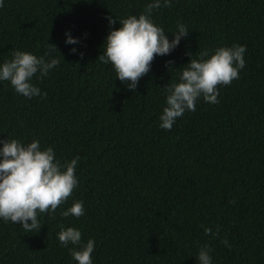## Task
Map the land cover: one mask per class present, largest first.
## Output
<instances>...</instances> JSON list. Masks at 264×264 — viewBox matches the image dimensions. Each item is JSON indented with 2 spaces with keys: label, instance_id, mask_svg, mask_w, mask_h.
Instances as JSON below:
<instances>
[{
  "label": "trees",
  "instance_id": "obj_1",
  "mask_svg": "<svg viewBox=\"0 0 264 264\" xmlns=\"http://www.w3.org/2000/svg\"><path fill=\"white\" fill-rule=\"evenodd\" d=\"M151 2L4 0L0 65L13 50L60 63L33 77L41 96L32 99L0 81V140H39L62 163L80 160L77 188L39 215L40 231L0 219V264H77L69 251L77 246L58 240L61 225L95 240L93 264H198L205 244L213 264H264V0H172L154 10L170 41L180 23L189 35L155 58L133 92L98 57L119 20ZM69 35L78 43L67 44ZM234 45L246 46V66L219 88V103L201 97L162 129L164 87L200 52ZM76 201L85 214L63 217Z\"/></svg>",
  "mask_w": 264,
  "mask_h": 264
},
{
  "label": "clouds",
  "instance_id": "obj_2",
  "mask_svg": "<svg viewBox=\"0 0 264 264\" xmlns=\"http://www.w3.org/2000/svg\"><path fill=\"white\" fill-rule=\"evenodd\" d=\"M3 6L4 0H0V8ZM171 6L172 0H152L142 14L129 15L119 20L121 27L110 30L106 37L103 54L98 57V61L110 63L116 79L125 83L130 91L135 92L140 79L151 71L157 56L170 54L179 46L181 39L189 35L187 26L180 23L178 31L173 34L175 38L170 41L164 29L152 19L154 10ZM107 19L110 27L115 25V19ZM66 43L76 44L78 41L69 35ZM49 48L57 50L50 43ZM246 51L244 45L225 46L217 48L214 54L204 50L197 59L192 58L183 67L179 82L164 87L168 93L167 106L159 117L160 127L170 131L177 118L182 117L186 111L196 110L197 101L201 97L206 103H219V88L229 86L245 68ZM72 52L75 53L76 49L73 48ZM48 55L50 53L46 52L44 56L37 57L30 52L13 50V58L0 65V81L10 82L18 94L28 99L41 96L40 88L31 82L33 77L38 73L40 78L46 77L60 63L55 58L46 60ZM167 63L171 65L174 61ZM0 144H3L0 149V219L5 223L10 221L22 225L25 232L40 231L42 226L38 220L39 215L55 213L77 188L76 169L80 157L62 163L57 160L53 148L42 149L39 140L24 144L18 139L8 138L0 140ZM84 214L83 201H76L61 212L63 217L79 218ZM204 231L206 235H212L211 228L205 227ZM216 235H219V228ZM58 240L64 247L69 244L77 246L69 249L77 264H93L94 239L82 243L80 230L61 225ZM222 243L231 247L226 238ZM211 251L207 244L201 246L198 264H213Z\"/></svg>",
  "mask_w": 264,
  "mask_h": 264
}]
</instances>
